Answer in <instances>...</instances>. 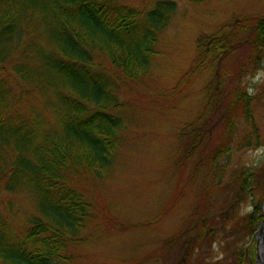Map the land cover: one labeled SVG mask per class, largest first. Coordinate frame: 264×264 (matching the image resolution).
Returning a JSON list of instances; mask_svg holds the SVG:
<instances>
[{
  "label": "trees",
  "instance_id": "16d2710c",
  "mask_svg": "<svg viewBox=\"0 0 264 264\" xmlns=\"http://www.w3.org/2000/svg\"><path fill=\"white\" fill-rule=\"evenodd\" d=\"M128 1L0 0V187L34 198L38 210L19 235L0 210V264H64L70 243L88 227L92 205L81 185L102 179L115 165L125 128L115 112L123 74L149 72L178 9L177 0H156L148 9ZM233 26L198 40L197 67L210 70L246 41L251 52L245 69H262L264 17L246 39V22L237 24L240 32ZM98 54L112 69L96 61ZM231 70L223 66L213 74L206 110L188 126L183 155L185 163L193 162L192 181L202 172L210 201L222 186L235 141L241 149L261 142L256 96L248 95L241 69ZM24 99L39 106L32 103L25 112ZM243 123L250 132L240 137ZM262 203L248 216L251 225L260 222ZM209 224V216L197 222L199 238ZM196 244L195 236L187 240L180 264H192Z\"/></svg>",
  "mask_w": 264,
  "mask_h": 264
},
{
  "label": "rangeland",
  "instance_id": "374dc122",
  "mask_svg": "<svg viewBox=\"0 0 264 264\" xmlns=\"http://www.w3.org/2000/svg\"><path fill=\"white\" fill-rule=\"evenodd\" d=\"M155 1L128 3L148 9ZM177 3L149 72L139 78L123 74L122 104L115 110L125 120L123 142L108 175L81 185L92 205V216L87 229L77 237L80 241L70 243L66 253L70 261L64 264H180L185 243L194 236L198 250L192 264H258L244 242L264 223V164L247 166L248 154L264 146V83H252L260 67L245 69L251 52L246 41L208 71L196 66L195 57L198 40L216 34L222 26L234 25L240 32L237 24L243 26L245 21L247 29L242 37L248 38L250 29L264 17V0ZM96 61L112 69L102 54ZM223 66L234 73L240 68L243 86L254 88L255 126L261 142L241 149L235 141L222 186L213 191L210 201L202 172L192 181L193 162L185 163L183 155L191 138L188 126L206 110L210 80ZM34 102L24 99L20 108L27 112ZM38 106V102L32 105ZM245 125L240 127V137L250 132V126ZM262 200V211L257 210L261 220L251 225L249 215L241 214V206L251 203L255 211ZM0 210L17 235L38 213L34 198L9 194L1 187ZM203 216H209L210 224L199 238L202 230L197 222Z\"/></svg>",
  "mask_w": 264,
  "mask_h": 264
},
{
  "label": "clouds",
  "instance_id": "9594fccd",
  "mask_svg": "<svg viewBox=\"0 0 264 264\" xmlns=\"http://www.w3.org/2000/svg\"><path fill=\"white\" fill-rule=\"evenodd\" d=\"M252 83L257 85L259 83H264V69H260L257 71L256 76L252 78ZM248 95H254L255 90L252 87L248 88ZM250 158V162L247 164L248 167H259L260 165L264 164V146L257 147L254 151H251L248 154ZM254 211V207L251 203L242 204L241 206V214L242 215H250ZM261 229H264V225H260L257 228V231L250 234L246 237L244 242V247L251 249L255 254L256 258L259 259L260 257V240H259V232Z\"/></svg>",
  "mask_w": 264,
  "mask_h": 264
},
{
  "label": "bare ground",
  "instance_id": "6f19581e",
  "mask_svg": "<svg viewBox=\"0 0 264 264\" xmlns=\"http://www.w3.org/2000/svg\"><path fill=\"white\" fill-rule=\"evenodd\" d=\"M260 238V260H259V264H264V229L262 232H260L259 234Z\"/></svg>",
  "mask_w": 264,
  "mask_h": 264
},
{
  "label": "water",
  "instance_id": "95a60500",
  "mask_svg": "<svg viewBox=\"0 0 264 264\" xmlns=\"http://www.w3.org/2000/svg\"><path fill=\"white\" fill-rule=\"evenodd\" d=\"M263 225H264V223H263ZM263 231V229H261V231L260 232H262ZM259 260H260V257H259V259L257 260V263L259 264Z\"/></svg>",
  "mask_w": 264,
  "mask_h": 264
}]
</instances>
